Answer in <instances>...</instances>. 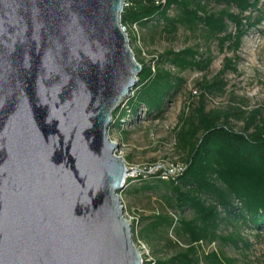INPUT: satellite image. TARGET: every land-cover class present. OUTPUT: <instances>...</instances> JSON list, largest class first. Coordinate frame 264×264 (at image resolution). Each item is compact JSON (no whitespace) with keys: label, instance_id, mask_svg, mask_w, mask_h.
<instances>
[{"label":"water","instance_id":"1","mask_svg":"<svg viewBox=\"0 0 264 264\" xmlns=\"http://www.w3.org/2000/svg\"><path fill=\"white\" fill-rule=\"evenodd\" d=\"M128 0H0V264H143L108 128L141 66Z\"/></svg>","mask_w":264,"mask_h":264},{"label":"trees","instance_id":"2","mask_svg":"<svg viewBox=\"0 0 264 264\" xmlns=\"http://www.w3.org/2000/svg\"><path fill=\"white\" fill-rule=\"evenodd\" d=\"M256 4L257 0H128L120 24L126 31L149 23L161 24V31L201 27L206 39H215L221 50L227 43L237 50L244 27L250 26L246 14ZM210 5L220 9L213 11ZM171 10L176 12L174 17L169 16ZM199 56L191 48L167 50L153 64H140L138 81L113 113L108 133L115 128L125 137L122 124L139 111L144 117L160 118L165 104L183 83L176 73L208 68L210 59L198 60ZM225 62L229 68L230 61ZM219 85L218 77L200 84L197 106H187L178 116L174 140L175 149L182 154L180 171L174 175L162 170L140 173L128 179L120 191L135 182L138 188L133 192H153L161 186L166 190L162 198L170 213L135 217L131 222L132 238L150 252L151 259L142 257L143 264H231L222 253L206 254L199 248L213 242L237 248L241 242L242 248L248 249V242L238 233H219L222 223L246 227L256 235L264 232V118L257 112L245 116L237 108L206 110L204 94L220 90ZM232 119L242 122L239 131L230 125ZM170 250L172 253H167Z\"/></svg>","mask_w":264,"mask_h":264},{"label":"rangeland","instance_id":"3","mask_svg":"<svg viewBox=\"0 0 264 264\" xmlns=\"http://www.w3.org/2000/svg\"><path fill=\"white\" fill-rule=\"evenodd\" d=\"M210 7L213 11L220 9L213 5ZM231 11L234 12V9ZM175 14L174 10L169 11L170 17ZM246 15L250 26L244 27V35L237 50H233L228 43L221 50L215 39H206L201 27L188 30L178 26L173 31H161V24L149 23L141 28L132 27L131 31L125 29L128 47L138 64H153V60L167 50L178 52L186 48L197 50L200 54L196 57L198 60L210 59L206 70L176 73L183 83L165 104L160 118L144 117L139 111L136 117H130L122 124L121 129L127 132L125 137L115 128L110 130L108 137L117 145L116 155L122 158L129 170L128 179L133 180L138 174L150 173L153 169L168 171L171 175L180 171L182 154L175 149L174 127L183 109L186 111L187 106H197L202 92L200 84L211 83L216 77L220 81V90L204 94L206 110L237 108L245 116L257 112L259 117L264 118V0H257L256 7ZM229 30L232 31L233 27L230 26ZM225 59L230 61L229 68L225 67L228 65ZM230 125L236 131L243 126L241 121L235 119L230 121ZM130 185L119 194L126 218L170 213L162 198L166 191L164 186L153 192H133L132 189L138 188V185L136 182ZM218 231L223 235L238 233L242 241L248 242V249H243L241 242L237 248L213 242L202 244L200 252L222 253L232 261L231 264H264V232L256 235L255 231L246 227L224 223ZM133 242L142 257L149 261L148 247L134 239ZM180 246L184 248L181 243ZM167 253L171 254L172 250Z\"/></svg>","mask_w":264,"mask_h":264},{"label":"built area","instance_id":"4","mask_svg":"<svg viewBox=\"0 0 264 264\" xmlns=\"http://www.w3.org/2000/svg\"><path fill=\"white\" fill-rule=\"evenodd\" d=\"M122 29H123V31H125V29H124V27H122ZM154 171H156V170H158V169H153ZM129 174V173H128ZM128 174L126 175V178H125V180H124V184H123V188L125 187V183H126V180L128 179ZM122 188V189H123ZM120 196V195H119ZM126 219H128V221L131 223L132 221H133V218L131 219L130 217H128L127 216V218ZM142 261H143V259H142Z\"/></svg>","mask_w":264,"mask_h":264}]
</instances>
